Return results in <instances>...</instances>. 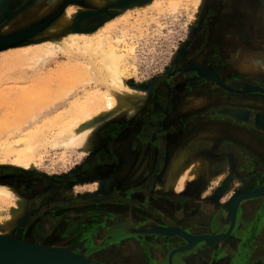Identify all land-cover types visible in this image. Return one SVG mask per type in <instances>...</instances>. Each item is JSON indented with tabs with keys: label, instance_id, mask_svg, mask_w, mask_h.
Listing matches in <instances>:
<instances>
[{
	"label": "rangeland",
	"instance_id": "obj_1",
	"mask_svg": "<svg viewBox=\"0 0 264 264\" xmlns=\"http://www.w3.org/2000/svg\"><path fill=\"white\" fill-rule=\"evenodd\" d=\"M223 3L225 0H14L12 3L10 0H0V10L6 8L3 14L0 12V21L4 20L0 25V123L4 120L6 122L0 126V145L5 146L2 154L0 153V186L13 188L24 199L22 211L13 220L8 236L25 240L17 234L18 227L23 228V222L32 218L38 209L45 208L50 200H67L98 190V176L81 175L87 168L100 167V163H97L100 158L91 157L92 153L95 155L96 151H100V142L109 138L110 134L106 129L109 131L110 125L140 115L145 105L159 93H165L169 102L180 103V111L182 108L190 110L196 105L203 106L218 96H236V93L224 91L222 95H208L203 89L193 91L190 88L202 81L201 77L207 75V70H222L223 62L226 63L218 51L220 31L216 32L225 18L220 12ZM71 8L77 9L67 22L63 15ZM262 11L264 12V2ZM92 15H97L95 20L86 24V19ZM110 25H113L112 37L124 32L129 46L136 47V54L129 56L131 66L126 72L127 83L134 86L138 93L126 97L131 111H124L118 117L101 123L93 134V147L86 153L75 151L68 155L61 149L44 143L42 138L35 149L25 147V134L41 130L43 134H49L47 137L50 136L49 123L74 103L71 101L76 102L75 99H83L95 89L105 88L99 83L89 82L83 74L70 71L71 65L78 64L79 61L71 60L62 51L56 52V55L44 63L41 62V57H35L23 65L7 63L6 60H15L17 53H22L23 49L30 46L31 49H38L39 46L35 45L44 43L54 35L66 38L70 32L100 34ZM6 64L10 66L9 69L2 71ZM66 66H70L67 73L62 70ZM200 85L202 87L204 83L201 82ZM177 112L178 110L172 111V115H177ZM23 113L40 114L36 123L20 134L16 123ZM19 154L27 160L33 159L35 167L23 169L19 166L13 161ZM163 174L162 170L154 187L163 181ZM235 178L237 176L227 184L230 190L233 189L232 181ZM182 183L180 181L179 185ZM228 190L225 189L224 193ZM13 205V198L5 199L0 203V210L3 214H8ZM64 220L62 218L58 223H65ZM3 231L4 227L0 225V232ZM66 241L64 238L60 243ZM34 242H38V239ZM56 242L46 246H62L69 250L73 246L72 242L68 245ZM176 244L167 242L164 252ZM125 248L133 257L128 262L136 261L139 264V260L131 252L134 250L133 245L130 243ZM226 249L223 243L212 247L214 255H217L212 259L214 264L232 262L229 256H218L219 252ZM197 250L184 252L190 254ZM86 257L90 258V255ZM194 257L191 255L189 260L194 261ZM240 257L244 259L239 255L237 260L240 261ZM122 263L131 264L127 261Z\"/></svg>",
	"mask_w": 264,
	"mask_h": 264
},
{
	"label": "flooded vegetation",
	"instance_id": "obj_2",
	"mask_svg": "<svg viewBox=\"0 0 264 264\" xmlns=\"http://www.w3.org/2000/svg\"><path fill=\"white\" fill-rule=\"evenodd\" d=\"M12 2L14 0H10ZM5 11V7L0 10L1 14ZM96 16H90L85 23H92ZM3 21H0V25ZM205 73L207 75L201 77L202 81L190 87L193 91L203 89L208 95H222L223 91L248 93L245 91V81L234 79L228 74L224 62L222 70L210 69ZM201 82L204 83L202 87ZM164 94L159 93L158 99L155 97L148 102L143 114L112 124L109 131L106 129L109 138L100 142V151H96L95 155L92 153L91 157L100 158L97 162L100 167L87 168L81 173V176H98V190L67 200H50L45 208L38 209L32 218L23 222V228L18 227L17 234L25 240L38 239L43 245L56 241L62 245L72 242L71 251L90 255L95 264H123V261L136 264V261L128 262L133 257L129 255L125 244L130 243L136 249L135 252L132 250V255L139 260V264H168L167 255L170 250H163L166 242L160 236L153 238L150 233H142L140 230L150 228L154 222L148 214L152 198L149 190L157 182L171 149L193 131L202 130L206 124L217 119L240 120L248 126L249 123L262 124V113L236 105L229 98L214 100L203 106L196 105L190 110L182 108L180 111V103L169 102ZM175 110H178V114L172 115ZM238 151L243 154L242 157L250 158L243 150ZM122 165H126L128 171L120 175L119 167ZM62 218L65 223L59 224ZM62 238L67 241L60 243ZM256 251L259 249H255L252 256ZM187 253L176 252L172 255V263L214 264L212 259L217 256L214 250L207 248ZM231 253L230 250H222L218 256L232 257ZM191 255L195 256L194 261L189 260Z\"/></svg>",
	"mask_w": 264,
	"mask_h": 264
},
{
	"label": "crops",
	"instance_id": "obj_3",
	"mask_svg": "<svg viewBox=\"0 0 264 264\" xmlns=\"http://www.w3.org/2000/svg\"><path fill=\"white\" fill-rule=\"evenodd\" d=\"M263 2L264 0H225V3L220 6V12L225 15L223 24L221 23V27L216 26L218 28L216 32L220 31L218 51L226 61L227 73L234 79H243L244 87L248 91L246 94H236L229 99L236 105L262 113L260 115L262 124L249 123L250 125L247 126L237 119V121L231 118L217 119L206 124L204 129L193 131L180 142V145L173 147L171 152L190 141L199 143L193 157L180 171L174 185L167 186V189L156 186L149 190L152 198L150 200L151 211L148 214L154 220L150 226L151 229L180 226L185 229L198 227L199 230L202 229L200 231L211 230L213 233L224 231L230 219L227 208L221 205L226 202L229 193L234 187L242 185V179L246 182V187H253L264 181V175L261 174V170H264ZM256 93L258 95H255ZM224 99L226 98L218 96L214 100ZM238 149L243 150L250 158L242 157L243 154ZM171 155L172 153L168 160ZM202 159L205 161L203 173L198 176L190 175L191 173L188 172L190 167ZM188 164L191 166L187 167ZM126 171H128L126 165L119 167L120 175ZM166 172L167 164L163 169L164 176L167 175ZM183 176H185L184 179ZM234 176L237 178L232 181L233 189H229L216 200L209 199L213 197L219 184L228 183V180ZM179 180L183 182L180 185ZM148 233L153 238L160 236L161 240L166 243L175 239V235L170 238L164 234ZM222 243L227 248L226 250L232 252L230 264H263L264 203L260 206L249 204L244 209H238L231 232L217 244ZM257 248L259 251L255 252L256 256H252ZM239 255L244 259L240 257V261L237 260Z\"/></svg>",
	"mask_w": 264,
	"mask_h": 264
},
{
	"label": "bare ground",
	"instance_id": "obj_4",
	"mask_svg": "<svg viewBox=\"0 0 264 264\" xmlns=\"http://www.w3.org/2000/svg\"><path fill=\"white\" fill-rule=\"evenodd\" d=\"M96 1L102 2L103 0ZM76 9H67L63 15V19L69 22ZM112 30L113 25H110L100 34L70 32L66 38L54 35L44 43L35 45L39 46L38 49H31L32 46H30L28 49H23L22 53H17L16 57H14L16 58L15 60H9L10 58L6 60L7 63H13L14 65L21 63L23 65L35 57H41V62L44 63L51 59L53 55H56V52L62 51L69 55L72 58L71 60L79 61L78 64L75 63L71 67H64L62 69L63 72L67 73L68 67H70V71H75V74L78 75L83 74L89 82L99 83L105 88L95 89L87 93L83 99H75L76 102L71 101L74 103L67 107L65 112L61 113L58 117H54L55 119L49 123L50 136L47 137L49 134H43L41 130L25 134V140L23 141L25 147L31 150L35 149L42 138L44 139V143L50 144L49 146L52 148L61 149V151H64L68 155L75 151L86 153L93 147V134L101 123L113 117H118L124 111H131L126 97L134 96L138 93L134 86H130L127 83L126 72L131 66L129 56L136 54V47L129 46L127 36L123 34L124 32L116 37H112ZM125 47L128 49H125ZM9 67L6 64V67L2 71L4 69L8 70ZM99 112L101 113L98 116ZM30 114H21L17 121L16 126L20 128V134L24 130L29 129L31 124L36 123L40 113ZM5 123V120L1 121L0 126H3ZM198 145L199 143L190 141L171 152L172 155L167 164V175L164 176L162 182L157 184L159 188L167 189V186L174 185L180 171L190 161L189 159L193 157ZM4 147V144L0 145L1 154ZM22 157L19 154L13 161L18 163L23 169L35 167L32 162L33 159L28 158L27 160V158ZM204 162L202 159V161L198 160L196 164L190 165L191 169L188 171L191 173L190 175H201L205 166ZM184 178L185 176H183ZM230 180H228V184ZM8 198H13L15 205L12 206L13 209L8 214H3L0 210V225L4 227V231L0 232V239L9 235H7L9 228L16 215L22 211L24 204L23 197L15 192L13 188L0 186V203Z\"/></svg>",
	"mask_w": 264,
	"mask_h": 264
},
{
	"label": "water",
	"instance_id": "obj_5",
	"mask_svg": "<svg viewBox=\"0 0 264 264\" xmlns=\"http://www.w3.org/2000/svg\"><path fill=\"white\" fill-rule=\"evenodd\" d=\"M259 171V170H257ZM264 175V170H261ZM239 177V176H238ZM246 182L242 179V185L234 188L229 193L226 202L221 207H226L229 215V224L224 231L213 233L210 231H200L199 228H182V227H154L149 229H141V232H153L167 235V237H175L168 242L171 244L178 243L173 246L167 255L168 264L172 263V255L176 252H184L187 250H197L216 247L217 243L223 241L231 232L234 225L236 213L238 209H244L249 204L258 206L264 203V181L253 186L246 187ZM228 183H222L215 190L211 200L224 194L228 188ZM181 237V238H180ZM180 238V239H178ZM0 264H95L89 257L82 254L72 252L62 246H46L38 242L16 239L11 236H5L0 239Z\"/></svg>",
	"mask_w": 264,
	"mask_h": 264
}]
</instances>
